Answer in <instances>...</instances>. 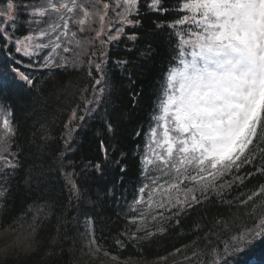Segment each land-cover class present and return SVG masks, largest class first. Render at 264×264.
I'll return each instance as SVG.
<instances>
[{"label": "snow or ice", "instance_id": "6c2138e0", "mask_svg": "<svg viewBox=\"0 0 264 264\" xmlns=\"http://www.w3.org/2000/svg\"><path fill=\"white\" fill-rule=\"evenodd\" d=\"M144 6L141 12V0H46L39 7L6 0L0 7V215L9 211L10 181L22 168L20 154L9 143L17 129L7 102L42 91L37 84L44 80L43 70L55 87L56 70L71 69L85 73L88 82L67 93V106L60 109L65 114L64 149L55 170L66 177L69 199L83 201L90 191L81 188L77 175L111 177L112 189L100 191H111L114 197L117 183H127L132 161L138 159L147 182L141 183L133 205L144 210L131 208L137 215L127 218L132 227H125L116 244L124 247L125 236L146 241L162 235L173 220L179 225L181 214L215 195L232 212L216 221L225 237L222 251L211 247L209 260L203 259L207 253L199 245L191 248V255L180 248L174 252L183 256L182 264H243L244 253L264 241V183L232 199L225 193L234 186L247 187L246 181L257 174L264 176V164L254 165L264 158V0H144ZM51 13L56 18L46 27L31 28L41 23L36 17ZM25 15L30 19L21 21ZM24 23L29 31L17 37ZM70 24L79 27L72 30ZM86 31L94 35H78ZM119 44L123 53L113 57L109 46ZM45 49L50 51L41 57ZM153 72L145 132L133 118L145 99L144 81ZM89 122L99 124V155L88 159L80 173L66 172L63 161L76 150V134ZM141 136L146 137L142 153L139 145L132 151L121 146V137L134 143ZM246 165L253 168L246 170ZM52 170L42 163L39 172L29 171L24 178L28 190L40 192L38 199L44 202H34L0 229L10 237L0 248L6 257L38 251L36 236L52 211L51 193H44ZM87 202L92 212L103 206L99 194ZM85 218L88 223L94 220L87 212ZM210 232L216 235V230ZM211 236L205 247L212 244ZM86 239L89 255L98 264L108 259L119 264L97 237L89 233Z\"/></svg>", "mask_w": 264, "mask_h": 264}, {"label": "trees", "instance_id": "16d2710c", "mask_svg": "<svg viewBox=\"0 0 264 264\" xmlns=\"http://www.w3.org/2000/svg\"><path fill=\"white\" fill-rule=\"evenodd\" d=\"M21 2L37 7L46 5V0H21ZM170 2L175 3V0H170ZM4 6H6V0H0V7ZM144 10V0H141V12ZM20 11L23 12L24 10L20 9ZM109 15L114 16V13L110 10ZM55 18V13H51L49 17H36L35 19L40 20L41 23L39 25L32 24L31 28L46 27L47 23ZM28 19L30 17L26 15L21 17V21ZM70 27L72 30H76L79 25L70 24ZM85 28H88L87 24ZM28 31L29 25L24 23L15 35L22 38ZM78 35H94V33L86 31L84 34L78 33ZM109 47L113 57L123 53V44ZM49 51L50 49L43 50L40 53L41 57L47 55ZM163 55L165 53L161 50V56ZM24 59L27 60V58ZM43 71L44 80L37 84V88L42 89V91H34L31 96L25 93L23 98L13 96L7 102L9 111L12 113L9 119L17 129L15 136L10 139L9 143L12 151L20 154L22 168L17 172L16 177L10 181L11 191L7 205L9 211L0 215V229L11 222L14 216L27 211L34 202H44L38 199L41 195L40 192L29 191L24 184L27 173L29 171L39 172L42 163L45 170L49 166L53 169L49 174L50 183L44 190L45 195L51 193L48 200L52 206V211L43 219L36 236L38 251L28 256L9 253L7 257L3 252H0V264H98L97 258L90 256L88 252L86 236L89 234V230L85 218L86 212L94 218L91 223L93 235L113 255L118 257L119 264H182L183 256L175 253L174 249L180 248L182 252L191 255L190 250L195 245H199L207 253L203 257L205 260H209L214 255L209 251L211 247H217L218 250L222 251V241L225 237L218 231L219 226L216 221L221 217L231 216L232 212L229 211L228 205L221 203L215 195L210 200L204 201L203 206H197L195 210L190 209L187 215L181 214L179 225H176L173 220L162 235L157 234L146 241H131L125 236L123 237L124 247L116 244L117 238L124 233L125 227H132L127 218L137 215V212L131 211V208L137 207L140 211L144 210L143 206L133 205V200L141 183L147 182L143 181L141 177L138 159L132 161L127 183L123 187L117 183L114 197L111 191L107 195L100 191L102 187L112 189L111 177L100 179L92 175H77L74 179L81 188H87L90 191L83 201L78 202L75 199H69L70 191L66 177L63 172L55 170L59 167L57 162L59 151L64 149L61 134L65 114L60 109L67 106L65 104L67 93L75 91L77 86H83L88 82V78L83 72H76L71 69L68 72L56 70L58 74L55 81L58 83L53 87L54 81L50 78V74L47 70ZM37 75L39 77V73ZM153 75L155 72L150 73L148 79L144 81L145 99L133 118L134 123L141 125L145 132H147L150 123L149 115L154 91ZM65 88L67 92H65ZM68 99L71 97L68 96ZM42 125L44 127H41ZM98 128V123L89 122L85 128L76 134L73 145L76 150L68 152L67 159L63 161L66 172H72L75 169L77 173H80L88 159L98 157L99 151L95 135ZM47 135L52 138L42 139ZM145 140L146 137L141 136L133 143L121 137L120 143L126 151H132L136 145H139V151L142 153ZM257 156H260L259 151ZM261 164H264V158L254 161L256 167L261 166ZM252 168V165L245 166L246 170ZM261 183H264V176L257 174L250 182L246 181L247 187L236 188L234 186L225 195L228 199H232L240 196L241 192L248 193L250 189L254 190ZM95 194L100 195L103 206L97 207L96 211L92 212V205L87 201L89 199L94 200ZM232 211H235V206H233ZM210 230H216V235L211 236ZM208 236H211L212 244L205 247ZM9 238L7 233L0 231V248L4 247L5 241ZM184 246H188V248L186 249ZM170 253L172 255H169ZM165 256L168 257L167 261L160 260V257ZM241 259L243 264H251L252 259H254V264H264V241L256 242L244 253ZM105 264H117V262L108 259Z\"/></svg>", "mask_w": 264, "mask_h": 264}, {"label": "rangeland", "instance_id": "374dc122", "mask_svg": "<svg viewBox=\"0 0 264 264\" xmlns=\"http://www.w3.org/2000/svg\"><path fill=\"white\" fill-rule=\"evenodd\" d=\"M87 227H88L89 233H91V235H93L91 223H88V226Z\"/></svg>", "mask_w": 264, "mask_h": 264}]
</instances>
